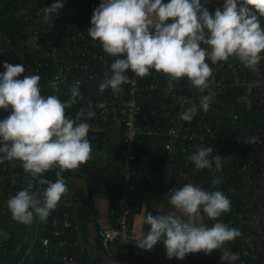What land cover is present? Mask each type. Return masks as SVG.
I'll use <instances>...</instances> for the list:
<instances>
[{"label":"clouds","instance_id":"obj_1","mask_svg":"<svg viewBox=\"0 0 264 264\" xmlns=\"http://www.w3.org/2000/svg\"><path fill=\"white\" fill-rule=\"evenodd\" d=\"M63 7V0H57L42 8L44 22L52 20ZM260 17H264V0H223L214 14L201 0H169L167 4L163 0H102L93 11L88 34L116 59L110 65V75L105 72L99 83V91L111 89L119 93L121 85L129 80L127 70L136 77H145L154 69L166 77L170 90L175 87L174 82L187 77L195 89L203 92L213 75L206 60L216 64L230 57L238 58L255 72L264 58ZM3 67L0 109L12 111L0 120V163L18 160L33 178L59 169L57 180L48 181L42 193L30 192L29 185L9 198L8 208L13 219L21 224H32L34 217L47 222L51 211L68 192L61 174L80 168L91 158L92 144L87 138L90 124L86 121L95 116V111L89 100L75 119L66 115L67 108L84 99L80 81L72 84L69 100L62 102L56 95L41 94L39 75L18 79L25 72L22 64L5 61ZM52 87H56L54 83ZM211 100V96H203L199 109L207 113ZM197 112L198 107L193 105L181 113V119L191 122ZM213 152L211 146L199 148L186 159L192 162L195 171L212 169L214 162L215 171L222 172L223 158L219 154L212 156ZM222 183V177L211 181L213 186ZM168 203L173 210L163 215H147L145 223L150 229L137 240L138 248L152 250L162 240L169 259L183 260L189 253L207 255L220 249L222 260L229 264L239 260L240 254L231 252L226 244L241 237V231L218 221L232 207L221 191H206L187 183L168 194ZM201 209L209 219L218 222L212 227L200 223Z\"/></svg>","mask_w":264,"mask_h":264},{"label":"built area","instance_id":"obj_2","mask_svg":"<svg viewBox=\"0 0 264 264\" xmlns=\"http://www.w3.org/2000/svg\"><path fill=\"white\" fill-rule=\"evenodd\" d=\"M66 3V6H65ZM102 0H65L64 10L58 12L49 22H44L42 8L46 4H39L38 0H19V6L23 12L25 26L21 28V54L22 64H28L30 72L35 73L43 66H51L50 80L51 91L58 96L62 102L70 98V88L76 81H80V91L83 100L71 105L66 109V115L72 119L81 107H87L88 101L94 103L97 109L99 120L111 124L114 120H121L124 124L122 151L125 162L122 167L123 188L115 199V204L111 212L116 217V238L118 241V251L123 256L122 263L132 254L143 251L137 247L136 242L149 231L136 233L133 229L134 210L139 205L132 190L140 186L139 165L143 155L137 152V143L140 142L141 134L147 133L159 135L166 138L164 148L166 149V160L163 172L165 178V195L187 183L196 185L195 175H198L199 184H208V191H221L231 201V218L235 222L218 218L229 224L230 227L241 231L238 237L237 248L240 252L249 250L252 256H262L264 258V151L261 146L264 144V137L252 134L242 123L240 113L233 110H220L225 118L221 122H212V112L219 110L217 103L222 101V94L225 89L234 83L233 76L227 73V61H220L216 64H209L213 70V75L208 81V87L200 92L193 89L188 93L182 89H168L165 85V76L154 69L151 75L145 80L136 77L135 73L127 70L129 80L122 84V91L114 93L111 89L103 93L99 91V83L104 79L105 72L110 75V65L116 57L106 54L99 41H93L88 34L91 27V18L94 9L98 8ZM62 9V8H61ZM61 19V20H60ZM9 45L18 51L17 43L12 37H6ZM26 46V49L23 47ZM33 52L32 59L25 57V51ZM233 61V60H232ZM237 61V60H236ZM231 63V62H230ZM231 63V65H234ZM243 68V63L237 64ZM259 68V65L257 66ZM222 71L220 77H216V71ZM239 81V80H238ZM264 81V80H256ZM247 80H241L246 83ZM256 82V83H257ZM55 84V88L52 84ZM162 87L169 90L172 100L167 104L178 103L180 108L170 117V110H161L158 107L156 91ZM212 97L210 109L204 113L199 109L200 100L203 96ZM196 105L198 112L191 122L181 119V113L186 109ZM161 110V111H159ZM157 114V118L153 115ZM253 141V142H251ZM239 143L237 151H225V148ZM224 145V149L220 148ZM213 147L212 156L221 155L223 171H215V163L212 169L195 171L194 165L186 157L197 151L199 148ZM260 157V161L256 159ZM211 158V157H210ZM55 168L51 174L44 173L33 178L27 174L26 187H32L31 191L42 192L47 187V182L57 180ZM62 178L65 184L68 181L67 172L64 171ZM222 177L223 183L217 186L211 184L212 179ZM16 178L13 176L12 180ZM43 180L45 183H40ZM240 203L235 202V198ZM202 210V209H201ZM157 216L155 213H150ZM225 214V213H224ZM163 215V214H161ZM214 221V223L218 222ZM60 218L55 215L53 224L57 225ZM64 225L71 226V218L63 220ZM40 243L50 254V238L48 235L40 237ZM60 244H64L63 241ZM163 244V243H162ZM160 241L154 246L159 247ZM164 247V244H163ZM153 248V249H154ZM165 248V247H164ZM258 249L262 251L258 253ZM10 250L4 245L0 247V254H6ZM33 249L25 250V255L31 254ZM166 252V250H165ZM257 252V253H256ZM191 264H211L202 262L197 253L186 255ZM24 256L17 260V264H24ZM60 264H87L72 253H63L58 257Z\"/></svg>","mask_w":264,"mask_h":264},{"label":"crops","instance_id":"obj_3","mask_svg":"<svg viewBox=\"0 0 264 264\" xmlns=\"http://www.w3.org/2000/svg\"><path fill=\"white\" fill-rule=\"evenodd\" d=\"M168 2L169 0H163L165 4ZM261 27L264 29V25L261 24ZM46 85L50 87V95H54L50 83L48 82ZM45 86L43 88L40 86L41 93ZM91 104L95 110V104ZM11 111V108L0 109V120L7 118ZM86 122L90 124V133L87 138L92 144L91 158L87 164H82L78 169L66 170L68 192L62 196L57 207L51 211L47 222H42L38 217H34L32 224L24 225L13 219L8 208V200L18 191L27 188L25 180L28 173L25 172L18 160L9 161L7 174L0 169V221L4 218L0 225V247L5 245L10 250L6 254H0V264H14V260L17 261L23 256L24 263L28 262L29 264L32 255H25V250L36 249L40 237L46 235V231L52 233L54 231L58 237L50 243V254L40 243V248L43 250L40 255L44 257L43 263L46 262L45 264H60L58 257L65 252L74 254L87 264H176L175 261L167 257L162 240L157 248L132 254L124 263L121 262L123 256L118 261L116 217L111 212V208L123 188L124 124L121 120H114L111 124L105 123L99 120L96 114ZM157 136L145 141H143V136H140L139 144L142 143L145 148H148L149 155L142 154L143 159L139 165L141 184L132 190L139 202L133 216V229L136 233L150 228V225L145 223L149 213L161 215L173 210L168 203V196L165 195V184L162 185L161 182L162 176L159 175L166 160L167 151L164 148L166 138ZM15 175L16 178L12 180ZM165 178L166 175L164 180ZM195 179L196 185L201 186L202 183L199 184L198 175H195ZM29 191L37 194L42 193ZM55 215L60 218L57 225L53 224ZM67 218L72 219L71 226L64 225L63 220ZM199 222L207 227H212L215 224L214 220L209 219L202 210ZM11 229H16L18 232L16 236H13L12 247H9L7 241L11 236ZM61 241L64 244L61 245ZM226 247L236 253L230 242H227ZM75 250L82 253V256H79ZM197 255L199 256L198 253ZM208 255L219 264H229V261L222 260L220 249H216ZM199 257L202 261L201 256ZM234 264H239L238 260Z\"/></svg>","mask_w":264,"mask_h":264},{"label":"trees","instance_id":"obj_4","mask_svg":"<svg viewBox=\"0 0 264 264\" xmlns=\"http://www.w3.org/2000/svg\"><path fill=\"white\" fill-rule=\"evenodd\" d=\"M64 1L65 0H63V3ZM38 2L41 5L46 4L47 7H50L52 4L56 3L57 0H38ZM201 4L207 7L214 14V11L217 7H222L223 0H201ZM65 6H66V3H65ZM64 7L60 9L59 11L62 12L64 10ZM22 14L23 12L21 10V6H19V0H0V73H3L5 71L3 67V64L5 61L12 63V64H22L23 56L21 54L22 50L20 48L22 45V41L20 39L22 36L21 28L25 26L24 16ZM260 23L264 25V17H260ZM209 34L210 33H206V35H209ZM7 36L12 37L14 39V42L17 43V47L19 48L18 51H15L13 46L7 43L6 41ZM23 47L26 49V46H23ZM202 47L207 48V46L205 45H202ZM32 55H33V52H30L29 50L25 51V57L28 60H31L33 58ZM261 56L264 57V53H261ZM232 58H233V61L231 60ZM230 62L231 63L235 62V64L231 65ZM239 62H240L239 59L236 57H230L229 60L227 61V64H226L227 73L233 76L232 79L230 77H227V80H235V81L232 85H229L223 92L222 101L217 103V107L219 110L212 112L213 116L211 117L210 120L214 123L216 121L221 122L223 118H225V116H224V113L220 112V110L227 109V110L237 111L240 113L241 121L249 132H251L252 134H257L258 136L264 137V81H258V82L256 81V80H264V58L261 59L259 63V68H257L258 70L255 72L247 68L244 64H243L244 65L243 68L239 67L237 65ZM206 63L212 64L210 60H206ZM22 65L25 67V72L21 74V76L18 77V79H23L24 75H39L41 77V80H40L41 88H43V86H45V84L48 82L51 85V80H50L51 66L45 65L41 68L40 71L31 74L30 67H28V64H22ZM152 71L153 69L150 70V75ZM215 73H216L215 74L216 77H220L223 72L218 70ZM150 75L142 77L141 80H145V78H148ZM243 79L247 80V82L241 83V80ZM165 80H166L165 82V85H166L168 84V81L166 78ZM174 83L177 89H182L188 93H191L194 89V87L191 85L187 77H184L180 79L178 82H174ZM49 89H50L49 85H46L41 94L45 97L49 96L50 95ZM168 91L169 90H167L164 87L156 91L158 107H160L161 110L163 109L170 110L171 112L170 117H173L175 112L179 110L180 105L176 103V104L167 106V104L172 100L171 93ZM172 91H174V88ZM92 107H93V104H92ZM94 111H95V114H97V110L95 109ZM153 118H157V114L153 115ZM141 136H143V141H145V140H150L155 135L141 134ZM238 146H240V144L235 142L234 144L228 145L225 148V151L235 152L237 151ZM220 148L224 149V145H220ZM261 151H264V144L261 146ZM137 152L140 155L142 154L149 155L148 148H145L142 143L141 144L137 143ZM256 159L260 161V157H256ZM8 165H9V161L7 160H5L3 163H0V169L4 170L6 174L8 173V168H9ZM54 169H51V171L47 173L51 174L54 171ZM162 170L159 175L162 176L161 182L163 185V183L165 182L164 180L165 174ZM207 186L208 184L204 183L200 187L208 191ZM162 189H163V186H162ZM234 198H235L236 203H240V200H237L236 197ZM223 216L228 221H231L233 223L235 222V220L231 218L232 217L231 214H228V215L226 213L222 214L220 218L223 219ZM3 221H4V218L0 221V225L1 223H3ZM236 229H238V227H236ZM11 230H12L11 236L9 240L7 241L9 243V247H12L11 241L13 240V236L14 235L16 236L17 235L16 233L18 232L16 229H11ZM46 235L49 236L50 243L58 237V234H56L54 231L53 233L51 231H46ZM230 244L232 246V249L236 253L240 254V258L238 260L239 264H264V258L262 256L254 257L252 256L251 251H249L248 249L243 252H240L237 248L238 238H236L234 241H230ZM38 245L36 249L33 248V251L31 253L32 259L29 260V264H42L44 262V257L40 255L43 252V250L40 248L41 246L40 240L38 242ZM262 248H264V244L262 245ZM260 251H262V249H258V253L257 252L256 253L259 255ZM75 252L79 256H82V253L78 252L77 250H75ZM245 252L248 253L247 256L244 255ZM198 254L199 256H201V259L204 262H210L211 264H219L211 256H209L208 254L206 255L204 252H199ZM117 259L118 261L121 260V255L119 252L117 254ZM171 259L175 261L176 264H191L190 260L186 257L183 260L175 258V257ZM14 264H17L16 260H14ZM24 264H28V262Z\"/></svg>","mask_w":264,"mask_h":264},{"label":"water","instance_id":"obj_5","mask_svg":"<svg viewBox=\"0 0 264 264\" xmlns=\"http://www.w3.org/2000/svg\"><path fill=\"white\" fill-rule=\"evenodd\" d=\"M205 33H208V30L207 29H205ZM89 133H90V131H89Z\"/></svg>","mask_w":264,"mask_h":264}]
</instances>
